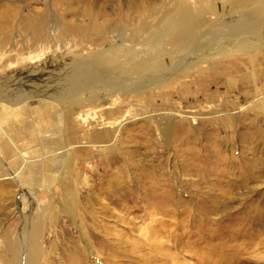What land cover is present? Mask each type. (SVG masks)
<instances>
[{
  "label": "rangeland",
  "instance_id": "374dc122",
  "mask_svg": "<svg viewBox=\"0 0 264 264\" xmlns=\"http://www.w3.org/2000/svg\"><path fill=\"white\" fill-rule=\"evenodd\" d=\"M37 225L35 264H264V0H0V264Z\"/></svg>",
  "mask_w": 264,
  "mask_h": 264
},
{
  "label": "bare ground",
  "instance_id": "6f19581e",
  "mask_svg": "<svg viewBox=\"0 0 264 264\" xmlns=\"http://www.w3.org/2000/svg\"><path fill=\"white\" fill-rule=\"evenodd\" d=\"M186 19L187 18H185V19L182 18V20L178 23L180 30L176 34L177 38H185L184 31L187 28L186 27V23H187ZM144 61L146 63L147 68L153 67L152 65H149V63L152 61L151 58L147 59V61L146 60H144ZM143 62H141V64ZM157 64H160V62H157ZM137 69L142 70V69H146V68L144 67V68L139 69L137 67ZM150 72H151V70H150ZM144 73H146V72H144ZM38 227L39 226L37 225L33 230H31V232L30 231L27 232V234L25 236L26 239H23L21 242H19L20 245L17 248L18 251L16 250L15 255L13 257V264H24V262H25V264H35L36 257L38 254V246H37V242H36L37 241L36 237H37V234L39 232Z\"/></svg>",
  "mask_w": 264,
  "mask_h": 264
}]
</instances>
